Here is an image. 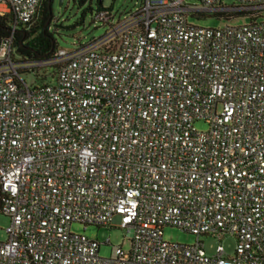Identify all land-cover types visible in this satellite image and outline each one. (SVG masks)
<instances>
[{
    "label": "built area",
    "instance_id": "2783aa9c",
    "mask_svg": "<svg viewBox=\"0 0 264 264\" xmlns=\"http://www.w3.org/2000/svg\"><path fill=\"white\" fill-rule=\"evenodd\" d=\"M142 0L104 35L46 63L0 45V264H264V21L203 28L189 17L264 0ZM40 0H0L12 31ZM56 68L32 88L20 69ZM203 122L206 130H197ZM78 223L120 228L99 256ZM174 227L194 235L163 239ZM235 238L232 255L200 236Z\"/></svg>",
    "mask_w": 264,
    "mask_h": 264
},
{
    "label": "rangeland",
    "instance_id": "374dc122",
    "mask_svg": "<svg viewBox=\"0 0 264 264\" xmlns=\"http://www.w3.org/2000/svg\"><path fill=\"white\" fill-rule=\"evenodd\" d=\"M223 5L233 6L236 5L235 0H221ZM142 0H102V7L108 9L115 16V19L124 16L129 11H134L140 7ZM91 7L92 10L96 9L97 1L91 0L86 2L82 7H79L73 0H62L59 4V0H53V14L56 19L59 28V34L55 35L57 42V49H64L72 51L79 44H85L92 38H99L104 35L106 27L99 23L92 22L91 14L86 11L85 16L82 19L83 11ZM81 19L83 20L81 22ZM189 23L203 28H221L226 25L238 26L248 22L246 19H238L231 22L224 20H218L213 16H207L204 18L189 17ZM53 72L52 68H49L47 73ZM42 73V72H41ZM40 73V74H41ZM22 79L27 83L29 87L33 84L40 83L35 79L33 74H21ZM49 81L50 79L47 78ZM197 130H206L207 125L203 122H197L195 124ZM9 225V218L0 214V242L6 240L5 229ZM71 231L76 234L84 235L89 239L97 240L100 244L99 256L103 258H109L112 252V248L115 246H123V249L129 248V242L126 240V231L120 228L111 227H96L88 226L83 230V226L78 223L71 225ZM163 239L168 242L178 243L182 245H191L195 243L196 237L191 234L182 232L174 227H166L163 229ZM199 241L203 243L204 250L207 255H213L217 246H222L228 255H232L235 249L236 241L234 237L225 236L221 240H217L210 236H200Z\"/></svg>",
    "mask_w": 264,
    "mask_h": 264
},
{
    "label": "trees",
    "instance_id": "16d2710c",
    "mask_svg": "<svg viewBox=\"0 0 264 264\" xmlns=\"http://www.w3.org/2000/svg\"><path fill=\"white\" fill-rule=\"evenodd\" d=\"M97 1L95 10H92L90 5L87 10L83 11L82 19L86 11L91 14L92 22H94V14L98 11L108 10L102 7V2ZM79 7H82L86 2L91 0H73ZM53 0H40L33 18L21 25H17L12 31L13 19L10 14L5 16L0 15V45L1 43L12 37L14 49L13 61L17 64H25L28 62H43L46 63L51 59L54 52L57 50V42L55 35L59 34V27L53 14ZM213 16L218 20L231 22L238 19H246V23H255L264 21V8L254 9L250 11H214L203 15L194 16L195 18H204ZM81 19V22L83 21ZM52 68L53 72L47 73L48 69ZM21 74H33L40 83L33 84L32 88L43 87L53 84L56 80V68L42 66L32 70L20 69ZM42 72V73H41ZM41 73V74H40ZM49 78L50 81L47 79Z\"/></svg>",
    "mask_w": 264,
    "mask_h": 264
},
{
    "label": "water",
    "instance_id": "95a60500",
    "mask_svg": "<svg viewBox=\"0 0 264 264\" xmlns=\"http://www.w3.org/2000/svg\"><path fill=\"white\" fill-rule=\"evenodd\" d=\"M62 0H59V4H61ZM102 0H100V4H101ZM248 8H245V7H235L233 8V11H247Z\"/></svg>",
    "mask_w": 264,
    "mask_h": 264
}]
</instances>
